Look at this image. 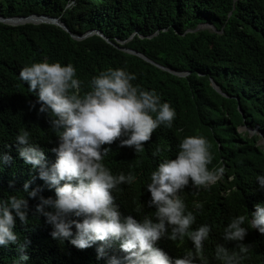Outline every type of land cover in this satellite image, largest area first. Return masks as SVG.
Listing matches in <instances>:
<instances>
[{"label": "trees", "instance_id": "1", "mask_svg": "<svg viewBox=\"0 0 264 264\" xmlns=\"http://www.w3.org/2000/svg\"><path fill=\"white\" fill-rule=\"evenodd\" d=\"M31 14L58 17L69 31L49 22L12 25L0 21V153L10 152L13 157L7 164L0 161V198L22 190L29 180L31 188L39 186V195L55 196V189L25 164L17 150L15 136L26 128L45 150L50 166L56 160L52 148L59 143L49 131L48 113L39 112V103L32 107L37 97L20 80V69L44 59L70 62L87 91L94 75L122 67L137 75L135 85L155 89L162 102H170L177 115L171 129L162 125L144 142L143 153L137 154L134 146L120 147V138L103 145L112 149L104 162L113 173L132 171L137 176L131 186L122 184L119 192L113 191L116 203L125 216L138 220L142 216L134 211L137 203L143 202L145 213L152 214L155 206L147 204L151 194L145 185L151 172L164 157L175 158L184 137L203 135L212 144L214 159L209 168L222 167L224 172L209 189L189 186L182 196L197 212L193 227L213 225L204 254L209 264H219L214 251L217 243H224V227L233 216L255 211V205L264 202V190L256 181L264 173V145L259 143L264 137V0H0L4 17ZM205 23L213 27L198 29ZM91 30L101 31L108 40L98 33L83 39L73 36ZM244 125L253 133L241 130ZM158 145L165 150L153 157ZM39 195L28 197L30 222L25 225L19 218L16 222L15 230L31 242L28 264H106V258L97 259L102 242L78 249L69 240L51 236L53 226L36 212ZM195 202H202L203 209L196 210ZM237 243L227 246L231 250ZM243 243L250 247L243 264H264V234L249 228ZM157 246L177 257L193 244L187 237L175 242L161 238ZM108 250L119 253V242ZM17 255L15 244L0 247V264H12Z\"/></svg>", "mask_w": 264, "mask_h": 264}, {"label": "clouds", "instance_id": "2", "mask_svg": "<svg viewBox=\"0 0 264 264\" xmlns=\"http://www.w3.org/2000/svg\"><path fill=\"white\" fill-rule=\"evenodd\" d=\"M19 78L28 83L29 93L37 97L32 107L39 103V112L48 113L49 131L58 136L59 143L52 148L56 160L49 166L45 150L33 140L30 130L21 128L15 136L19 156L38 170L39 178L55 189V196L39 195L41 189L31 188L29 180L22 190L0 198V247L16 245L18 255L12 264H28L31 259L27 251L30 240L22 238L15 229L17 218L25 225L30 222L28 197L38 195L36 212L53 226L51 236L61 242L69 240L78 249L102 242L97 248V259L106 258V264H209L204 245L213 225L193 227L197 212L189 208L182 196L189 186L209 189L224 172L222 167L209 168L214 155L206 137H184L175 158L164 157L151 172L150 182L145 185L151 194L147 204L155 206L152 214L145 213V205L140 202L134 211L142 219L125 216L113 191L119 192L122 184L131 186L137 176L132 171L113 173L104 162L112 149L103 145L120 138V147L134 146L137 154L143 153L144 142L151 139L156 129L162 125L173 127L175 108L170 102H162L155 89L135 85L137 75L122 67L94 75L87 91L70 62L44 59L26 64L20 69ZM7 147L10 149L11 145ZM164 150L158 145L153 157ZM12 160L10 152L0 153L3 163ZM256 181L264 190V173L257 175ZM193 207L200 210L204 204L195 202ZM249 228L264 234V202L257 203L255 211L233 216L224 227V243H217L214 251L219 264H243L250 253L249 245L243 243ZM185 237L193 246L177 257L157 246L161 238L175 242ZM232 241L238 243L230 250L227 243ZM113 242H119L122 254L109 253Z\"/></svg>", "mask_w": 264, "mask_h": 264}, {"label": "water", "instance_id": "3", "mask_svg": "<svg viewBox=\"0 0 264 264\" xmlns=\"http://www.w3.org/2000/svg\"><path fill=\"white\" fill-rule=\"evenodd\" d=\"M32 16H37V17H39L41 19L38 20V21L28 20V18H30ZM0 21L1 22H5V23H9V24H12V25L24 24V23H28V22H33V23L49 22V23L58 24V25L62 26L64 29H66L67 31H69V28L66 26V24L61 19H59L58 17H53V16L45 15V14H31V15H28V16H13V17H4V16L0 15ZM206 24H208V23H205V24L200 25L198 27V29H202L203 27L206 26ZM210 26L213 27L212 24H210ZM93 33H98L101 36H103L105 39L108 40V38L101 31H99V30H91V31L86 32L83 35H73V36L75 38H77V39H83V38H85V37H87V36H89V35H91ZM126 50L129 51V52L138 54L139 56L143 57L147 61H150V62L156 64L157 66H159V67H161L163 69H167L166 67H163L162 65L155 63L154 61H152L151 59H149L147 56H145L144 54H142V53H140V52H138L136 50H133V49H126ZM171 71H173V70H171ZM173 72H175L177 74H181V75H184L185 74V73H182V72H176V71H173ZM213 84H214V87L218 91H221L220 87L215 82H213ZM241 128L242 129L248 128L249 130H252L251 128L247 127L246 125H244ZM260 133L263 134V131H260ZM261 143L264 144V139L261 141Z\"/></svg>", "mask_w": 264, "mask_h": 264}, {"label": "rangeland", "instance_id": "4", "mask_svg": "<svg viewBox=\"0 0 264 264\" xmlns=\"http://www.w3.org/2000/svg\"><path fill=\"white\" fill-rule=\"evenodd\" d=\"M203 28H212L211 26H210V24H206V26L205 27H203ZM241 130H248V128H246V129H242L241 128ZM251 131V130H250ZM263 139H261V141H262Z\"/></svg>", "mask_w": 264, "mask_h": 264}, {"label": "bare ground", "instance_id": "5", "mask_svg": "<svg viewBox=\"0 0 264 264\" xmlns=\"http://www.w3.org/2000/svg\"><path fill=\"white\" fill-rule=\"evenodd\" d=\"M32 17H37V16H32ZM32 17H30V18H32ZM29 19V18H28Z\"/></svg>", "mask_w": 264, "mask_h": 264}]
</instances>
